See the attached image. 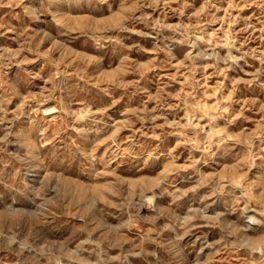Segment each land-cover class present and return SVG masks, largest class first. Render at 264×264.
I'll list each match as a JSON object with an SVG mask.
<instances>
[{
    "label": "rangeland",
    "instance_id": "obj_1",
    "mask_svg": "<svg viewBox=\"0 0 264 264\" xmlns=\"http://www.w3.org/2000/svg\"><path fill=\"white\" fill-rule=\"evenodd\" d=\"M0 264H264V0H0Z\"/></svg>",
    "mask_w": 264,
    "mask_h": 264
},
{
    "label": "bare ground",
    "instance_id": "obj_2",
    "mask_svg": "<svg viewBox=\"0 0 264 264\" xmlns=\"http://www.w3.org/2000/svg\"><path fill=\"white\" fill-rule=\"evenodd\" d=\"M249 223V222H248Z\"/></svg>",
    "mask_w": 264,
    "mask_h": 264
}]
</instances>
